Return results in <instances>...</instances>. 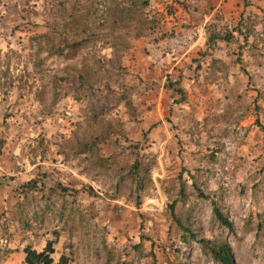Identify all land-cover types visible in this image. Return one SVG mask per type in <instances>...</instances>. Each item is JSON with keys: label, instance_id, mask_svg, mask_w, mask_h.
<instances>
[{"label": "rangeland", "instance_id": "rangeland-1", "mask_svg": "<svg viewBox=\"0 0 264 264\" xmlns=\"http://www.w3.org/2000/svg\"><path fill=\"white\" fill-rule=\"evenodd\" d=\"M193 1L0 0V238L58 232L63 264H219L204 241L264 264V0L149 72L144 40Z\"/></svg>", "mask_w": 264, "mask_h": 264}, {"label": "crops", "instance_id": "crops-1", "mask_svg": "<svg viewBox=\"0 0 264 264\" xmlns=\"http://www.w3.org/2000/svg\"><path fill=\"white\" fill-rule=\"evenodd\" d=\"M226 1L228 3H224L221 0H196L191 2L192 4L188 5L187 9L177 6L176 9L170 8V13L168 11L165 13L160 12L163 14V16L160 15L161 24H157L154 28L157 34H154L153 40H144L149 44L147 45L149 47L147 51L152 57L151 62H148L149 57L145 55L144 58H147L146 69L150 68V72L154 68L155 73H158L160 72L159 70L162 71V68L171 70L170 68L174 69L178 67L179 69L183 67L182 65L188 59L192 62H200V60H197L199 59L198 52L207 46L209 40L208 31L211 23L215 21L210 20L211 16L219 11L225 13L229 10L241 9L240 3L242 0ZM174 43L177 45H174ZM176 49L179 52L174 55L173 52L177 51ZM157 75L159 76V73ZM10 233H13V235L9 236V238L5 236L0 238V246L8 244L12 250V252L9 251L7 253L2 264H25L24 259L26 255L23 249L28 247L36 253L43 252L47 239H50L49 232L44 229L40 231L33 230L26 234L25 231L21 230V232L17 233V236L14 234V230H10L7 235H10ZM62 241L61 235V245H63ZM58 244L59 241L53 248L54 252L50 254V258L53 259L54 264L59 262L60 256H65L66 250L61 246V251H59L57 248ZM67 264L77 263L76 261L75 263L69 261Z\"/></svg>", "mask_w": 264, "mask_h": 264}, {"label": "trees", "instance_id": "trees-1", "mask_svg": "<svg viewBox=\"0 0 264 264\" xmlns=\"http://www.w3.org/2000/svg\"><path fill=\"white\" fill-rule=\"evenodd\" d=\"M31 1V0H29ZM245 1V0H244ZM171 8V7H170ZM169 8V9H170ZM170 11V10H169ZM170 13V12H169ZM171 87L173 88V91L176 93H183L181 88H178L175 86V84H172ZM184 97V95H183ZM261 130L264 132V128L261 127ZM137 164L132 168L131 173L133 175H136L137 173L135 170L137 169ZM34 186H31V190H33ZM212 209H213V214L217 221L224 227L230 229L231 224L228 221L226 217L219 211L217 206L212 203ZM59 239L58 232H53L52 237L50 239H47L46 244H45V249L43 252L36 253L35 251H31L30 248L25 247L23 249V252L25 253V259L24 262L25 264H54L53 259L50 258V254L54 252L53 248L57 244ZM203 244L205 245V249L209 252V255L215 261L216 263L219 264H235V260L231 251V248L228 244L226 243H215V242H209V241H204ZM3 253V252H2ZM66 260L65 256H60L59 262L57 264H63Z\"/></svg>", "mask_w": 264, "mask_h": 264}]
</instances>
